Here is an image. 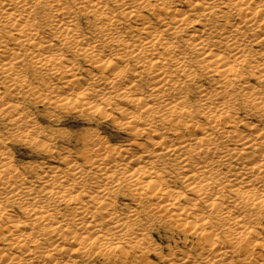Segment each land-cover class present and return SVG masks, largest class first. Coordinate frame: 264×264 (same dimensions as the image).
Segmentation results:
<instances>
[{
	"label": "bare ground",
	"instance_id": "obj_1",
	"mask_svg": "<svg viewBox=\"0 0 264 264\" xmlns=\"http://www.w3.org/2000/svg\"><path fill=\"white\" fill-rule=\"evenodd\" d=\"M263 223L264 0H0V264H264Z\"/></svg>",
	"mask_w": 264,
	"mask_h": 264
},
{
	"label": "rangeland",
	"instance_id": "obj_2",
	"mask_svg": "<svg viewBox=\"0 0 264 264\" xmlns=\"http://www.w3.org/2000/svg\"><path fill=\"white\" fill-rule=\"evenodd\" d=\"M85 69H91L82 63ZM38 115V123L48 132L52 130H63L66 135L64 139H57L59 147H66L70 150H78L83 147L86 138L94 133L104 138L111 145H123L128 140L127 132L117 127L112 120H102L100 116L92 113L80 112L77 110H69L63 114L53 111L47 106H38L35 108ZM111 110L108 111L110 113ZM112 113V111H111ZM56 115V118L50 117ZM49 116V118H48ZM116 112L113 113V120L119 118ZM16 163L18 165L26 166L27 163H34L40 161L28 147L16 145L13 149ZM168 224V223H167ZM167 224H160L151 231L154 242L162 247L167 252V246L173 245L177 237H172L166 229ZM264 227V223L262 224ZM167 231V232H166ZM172 238V239H171ZM133 264V259H129ZM93 264H104L101 260H96ZM120 264V263H109Z\"/></svg>",
	"mask_w": 264,
	"mask_h": 264
}]
</instances>
